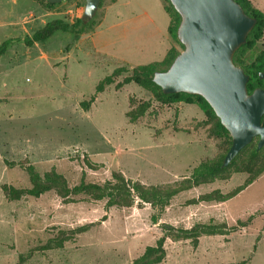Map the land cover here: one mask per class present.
<instances>
[{
	"label": "rangeland",
	"instance_id": "1",
	"mask_svg": "<svg viewBox=\"0 0 264 264\" xmlns=\"http://www.w3.org/2000/svg\"><path fill=\"white\" fill-rule=\"evenodd\" d=\"M250 1L264 14V0ZM85 5L0 0V264H133L164 235L163 225H209L225 234L167 238L161 264H264V174L225 206L191 203L228 194L249 174L231 169L229 180L183 192L163 211L149 204L108 207L84 195L64 200L55 191L20 200L7 195L6 187L31 188L22 165L42 176L55 169L70 188L104 184L114 173L166 188L225 153L227 145L212 135L213 122L196 105H163L134 83L117 88L135 67L162 61L173 47L182 51L168 32L162 0H103L78 38L59 31L25 44L51 21L76 23ZM262 50L264 37L247 60ZM121 68L126 72L97 94L98 84ZM141 107L147 111L132 122Z\"/></svg>",
	"mask_w": 264,
	"mask_h": 264
},
{
	"label": "trees",
	"instance_id": "2",
	"mask_svg": "<svg viewBox=\"0 0 264 264\" xmlns=\"http://www.w3.org/2000/svg\"><path fill=\"white\" fill-rule=\"evenodd\" d=\"M38 1L45 2L46 6L49 8L58 5L50 4L47 0ZM162 1L164 11L170 18L168 32L172 39L181 47V49H183V45L177 38V30L181 22V16L175 10L170 0ZM235 1L243 7L246 14L257 20L255 27L247 37L246 43L242 45L234 55V63L242 68L249 76L248 90L249 93H252L256 88H264L263 81L259 78V74L264 71V50L260 51L255 59L251 61H248L246 56L248 52L257 51V45L264 37V14L256 9L250 0ZM88 24L89 23L83 21L82 18L78 19L74 24L57 19L47 23L43 28L36 31L32 37H27L25 39V44L30 47L35 43L44 42L59 31L72 33L78 38L86 33L89 30V26L93 23L91 21L90 24ZM7 44H9V42L2 46L5 48ZM179 53L180 51L173 47L168 51L162 61L135 67L132 70V74L125 78L122 83L118 84L117 88H122L125 85L134 83L143 90L151 93L153 98L163 105L184 103L199 107L207 118L213 122L211 130L212 135L218 139H222L227 145L225 153H223L218 159L201 162L192 170L191 176L185 179L179 186L166 188L147 187L139 182H133L126 179L121 173H114L113 180L104 184L86 183L82 181L79 185L70 188L65 177L59 174L55 169H52V171L45 173V175L42 176L36 170L35 166L31 164L27 166L22 165L21 167L25 169L29 176L31 188L19 190L14 187H6L5 190L7 195L12 200H20L24 196L39 198L45 193L55 191L58 196L64 200H69L72 196L84 195L92 201L106 200L108 207L132 208L135 205L140 207L144 204H149L158 210L163 211L174 197L183 192L204 184L214 183L217 180H229L231 169H233L235 173L249 174V177L243 185L228 194L214 192L201 196L191 204L228 202L252 185L261 175L264 174V148L257 150L258 139H254L250 145L245 147L227 167H222L223 160L232 145V138L227 129L221 124L220 119L216 116L209 103L203 97L198 95H189L186 93L165 95L162 92V89L154 83V74L159 71H166ZM122 72H126V70L123 68L118 69L114 72V75L107 76L102 80L96 87V93H102L107 86L114 84L115 75L121 74ZM96 97L97 96H93L90 104L94 102ZM83 105L86 106L85 103H83ZM146 111L145 107H141L137 114L132 113V122L143 116ZM262 125L264 126V116L262 118ZM247 152L248 158H246V160L242 159V156ZM8 165L11 166V164ZM153 219L155 223L158 222L157 216L153 217ZM81 230H84V228L80 229V231ZM163 230L164 235L158 239L156 245L147 247L144 253L138 257L133 264H161L166 258L165 242L167 238L172 240L194 239L197 241L202 235L225 234L222 230L209 225H200L192 229L179 230H176L170 225H163Z\"/></svg>",
	"mask_w": 264,
	"mask_h": 264
},
{
	"label": "water",
	"instance_id": "3",
	"mask_svg": "<svg viewBox=\"0 0 264 264\" xmlns=\"http://www.w3.org/2000/svg\"><path fill=\"white\" fill-rule=\"evenodd\" d=\"M60 4L65 0H47ZM102 0H85L83 21H92ZM181 16L177 38L182 51L153 81L165 95L203 97L232 138L222 167H227L254 139L264 148V88L249 93V76L234 63L257 20L235 0H170ZM264 84V71L259 74Z\"/></svg>",
	"mask_w": 264,
	"mask_h": 264
},
{
	"label": "crops",
	"instance_id": "4",
	"mask_svg": "<svg viewBox=\"0 0 264 264\" xmlns=\"http://www.w3.org/2000/svg\"><path fill=\"white\" fill-rule=\"evenodd\" d=\"M40 59L42 58V57H39ZM66 61V60H65ZM100 94V93H99ZM97 99V98H96ZM224 204H226V202H224V203H219V205H224ZM225 206V205H224ZM209 236H211V235H209Z\"/></svg>",
	"mask_w": 264,
	"mask_h": 264
}]
</instances>
